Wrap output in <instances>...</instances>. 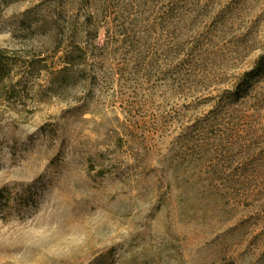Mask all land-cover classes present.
Masks as SVG:
<instances>
[{
    "label": "rangeland",
    "instance_id": "obj_1",
    "mask_svg": "<svg viewBox=\"0 0 264 264\" xmlns=\"http://www.w3.org/2000/svg\"><path fill=\"white\" fill-rule=\"evenodd\" d=\"M0 264H264V0H0Z\"/></svg>",
    "mask_w": 264,
    "mask_h": 264
},
{
    "label": "trees",
    "instance_id": "obj_2",
    "mask_svg": "<svg viewBox=\"0 0 264 264\" xmlns=\"http://www.w3.org/2000/svg\"><path fill=\"white\" fill-rule=\"evenodd\" d=\"M264 58V57H263ZM9 73V63L0 55V81Z\"/></svg>",
    "mask_w": 264,
    "mask_h": 264
}]
</instances>
